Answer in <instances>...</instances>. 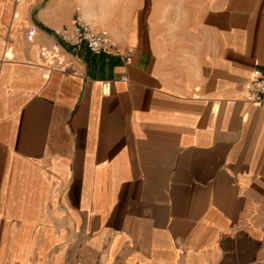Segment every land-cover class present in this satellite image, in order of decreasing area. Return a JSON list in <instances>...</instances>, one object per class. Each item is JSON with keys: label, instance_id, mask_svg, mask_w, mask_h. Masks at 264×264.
I'll return each instance as SVG.
<instances>
[{"label": "crops", "instance_id": "crops-1", "mask_svg": "<svg viewBox=\"0 0 264 264\" xmlns=\"http://www.w3.org/2000/svg\"><path fill=\"white\" fill-rule=\"evenodd\" d=\"M259 75L264 0H0V264H264Z\"/></svg>", "mask_w": 264, "mask_h": 264}, {"label": "built area", "instance_id": "built-area-1", "mask_svg": "<svg viewBox=\"0 0 264 264\" xmlns=\"http://www.w3.org/2000/svg\"><path fill=\"white\" fill-rule=\"evenodd\" d=\"M56 36L63 44L74 49L86 48L92 54L123 58L127 64L132 62L133 49L122 52L108 31L95 30L80 19L56 32ZM245 99L252 105L264 109V75L255 76L250 80Z\"/></svg>", "mask_w": 264, "mask_h": 264}]
</instances>
